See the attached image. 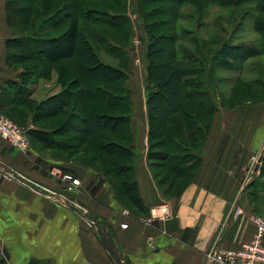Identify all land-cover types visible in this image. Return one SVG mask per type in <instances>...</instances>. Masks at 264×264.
I'll return each mask as SVG.
<instances>
[{
  "label": "trees",
  "instance_id": "obj_1",
  "mask_svg": "<svg viewBox=\"0 0 264 264\" xmlns=\"http://www.w3.org/2000/svg\"><path fill=\"white\" fill-rule=\"evenodd\" d=\"M252 2L258 7L252 16L254 30L264 39V0H137L136 12L148 37V165L158 189L168 199L178 200L202 168L215 118L221 109H227L225 97L216 88L220 81L214 68L230 70L233 61L244 66L260 55L253 45L225 43L208 60L203 54L207 43L193 38L194 49L184 46L177 26L188 7L202 15L212 5L238 7ZM6 13L14 35L7 42L8 58L21 63L25 73L21 84L12 83L13 105L5 115L24 126L31 113L38 130H30L29 135L37 149L66 151V143L57 144L51 137L68 126V134H72L68 159L76 154L82 159L68 163L96 172L112 187L119 202L125 199L131 212L144 215L127 87L132 37L129 0H6ZM102 52L121 61L119 66L104 63ZM54 69L62 92L36 103L25 81L47 78ZM66 109L68 121L58 128L47 131L41 126V121L65 114ZM255 182L247 186L244 196ZM259 190L264 193V184ZM0 264H7L1 256Z\"/></svg>",
  "mask_w": 264,
  "mask_h": 264
},
{
  "label": "crops",
  "instance_id": "obj_2",
  "mask_svg": "<svg viewBox=\"0 0 264 264\" xmlns=\"http://www.w3.org/2000/svg\"><path fill=\"white\" fill-rule=\"evenodd\" d=\"M13 38L6 0H0V115L13 105L12 83L21 84L25 73L21 63L8 58L7 42ZM138 73L129 74L127 87L135 173L146 213L139 216L124 209L112 187L93 170L35 148L29 131L38 127L27 112L23 129L31 150L19 152L0 139V256L7 264H209L214 250L238 248L253 239L256 216L243 204L247 184L240 178L246 168L234 160L236 143L217 136L216 122L204 147L202 168L178 200L158 189L148 165L147 76ZM58 77L54 69L47 78L25 81L30 98L42 103L59 95ZM68 164L74 166L70 173ZM63 176L79 179L80 186L69 191ZM163 205L173 208V216L148 222ZM84 212L91 216L89 222Z\"/></svg>",
  "mask_w": 264,
  "mask_h": 264
},
{
  "label": "rangeland",
  "instance_id": "obj_3",
  "mask_svg": "<svg viewBox=\"0 0 264 264\" xmlns=\"http://www.w3.org/2000/svg\"><path fill=\"white\" fill-rule=\"evenodd\" d=\"M136 8L137 0H129L132 37L128 50L129 61H131L128 73L140 72L138 74L145 78L148 74V54L146 51L148 37L144 30V22L136 12ZM257 8V3L253 2L238 7L212 5L210 8L207 7L202 15H199L198 10L188 7L187 10H184V19L179 22L177 31L182 37V44L190 49L194 47L193 38H196L201 44L207 43L208 48L203 49V54L208 60L212 58L216 50H221L225 43L233 45L250 44L260 49V55L251 58L244 66L240 62L233 61L230 70L220 67L214 68L213 73L220 81L216 88L218 93L225 97L227 103V109H221L214 122L218 128L215 129V131L218 130L217 136H225L227 142L232 140L236 143L234 160L237 158L239 167L246 168L240 177L242 185L256 181L255 185L244 196L243 204L251 207L254 216L264 219V202L262 201L264 193L259 190L260 186L264 184V174L260 175L261 168H264V39L254 30L252 16L257 13ZM100 55L102 61L108 65L119 66L121 62L105 52ZM144 82H146L145 79ZM147 85L148 82L146 87ZM6 117L11 119L9 116ZM42 120L46 119L42 118ZM66 121H68V109L65 110V114L41 121V126L50 131L58 128ZM15 123L24 128L17 122ZM212 130H214L213 127ZM215 135L213 134V136ZM69 136L72 134H68L67 126L66 130L63 129L62 132L60 131L59 134H54L51 137L57 144L66 143V151L49 150L42 146L41 149H38L44 154L67 163L68 160L82 161L79 154H76L73 159H68ZM73 152L75 151L73 150ZM72 164H68L69 173L71 168H74ZM95 165L102 167L100 162H96ZM162 172H165V169ZM102 179L104 178L102 177ZM120 204L128 210L129 206H127L125 199ZM84 214L86 219L91 217L89 213L84 212Z\"/></svg>",
  "mask_w": 264,
  "mask_h": 264
},
{
  "label": "built area",
  "instance_id": "obj_4",
  "mask_svg": "<svg viewBox=\"0 0 264 264\" xmlns=\"http://www.w3.org/2000/svg\"><path fill=\"white\" fill-rule=\"evenodd\" d=\"M0 139L19 152L27 153L31 150L27 131L4 115H0ZM62 180L68 182L69 191L80 186L79 179L63 176ZM173 214L174 210L170 205H163L154 210L148 222H152L156 218L168 220ZM83 217L85 218V216ZM85 220L90 221L89 218H85ZM253 222L256 226L253 239L243 243L238 248L214 250L210 255L209 264H264V219L254 217ZM122 228H127V225L123 224Z\"/></svg>",
  "mask_w": 264,
  "mask_h": 264
},
{
  "label": "water",
  "instance_id": "obj_5",
  "mask_svg": "<svg viewBox=\"0 0 264 264\" xmlns=\"http://www.w3.org/2000/svg\"><path fill=\"white\" fill-rule=\"evenodd\" d=\"M248 185H249V184H247V185L245 186V188H244L243 196H244V193H245L246 188H247Z\"/></svg>",
  "mask_w": 264,
  "mask_h": 264
}]
</instances>
